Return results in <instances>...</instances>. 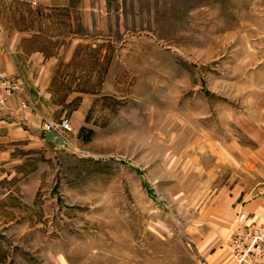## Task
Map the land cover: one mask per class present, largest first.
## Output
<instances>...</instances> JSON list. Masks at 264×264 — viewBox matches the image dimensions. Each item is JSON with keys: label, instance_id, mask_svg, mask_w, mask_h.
Masks as SVG:
<instances>
[{"label": "rangeland", "instance_id": "obj_1", "mask_svg": "<svg viewBox=\"0 0 264 264\" xmlns=\"http://www.w3.org/2000/svg\"><path fill=\"white\" fill-rule=\"evenodd\" d=\"M97 3L77 62L97 98L0 203V264H196L189 227L236 187L219 148L263 114L264 0Z\"/></svg>", "mask_w": 264, "mask_h": 264}, {"label": "crops", "instance_id": "obj_2", "mask_svg": "<svg viewBox=\"0 0 264 264\" xmlns=\"http://www.w3.org/2000/svg\"><path fill=\"white\" fill-rule=\"evenodd\" d=\"M97 8V0H0V71L19 86L0 105V203L9 210L33 169L46 165L42 155L63 145L46 139L45 122L67 119L75 132L86 125L89 99L97 96L81 90L77 62L93 39L80 30L96 20ZM23 101L31 107L22 109ZM262 110L247 128V144L239 135L219 148L224 168L238 172L230 183L236 187L225 188L221 202L189 227L197 253L210 264H234L225 240L264 226V103Z\"/></svg>", "mask_w": 264, "mask_h": 264}, {"label": "built area", "instance_id": "obj_3", "mask_svg": "<svg viewBox=\"0 0 264 264\" xmlns=\"http://www.w3.org/2000/svg\"><path fill=\"white\" fill-rule=\"evenodd\" d=\"M19 86L16 80L0 71V105L5 106L8 98L18 94ZM22 109L31 107L26 101L22 102ZM45 131H54L61 138L63 144H71L69 135L73 128L69 120L64 119L60 124L45 122ZM235 264H264V226H251L238 230L227 244ZM196 264H209L206 259L198 257Z\"/></svg>", "mask_w": 264, "mask_h": 264}, {"label": "water", "instance_id": "obj_4", "mask_svg": "<svg viewBox=\"0 0 264 264\" xmlns=\"http://www.w3.org/2000/svg\"><path fill=\"white\" fill-rule=\"evenodd\" d=\"M46 139L48 141L55 143V144H61L63 142L62 138L54 131H47L46 132Z\"/></svg>", "mask_w": 264, "mask_h": 264}]
</instances>
